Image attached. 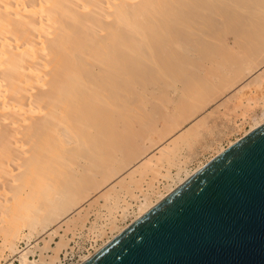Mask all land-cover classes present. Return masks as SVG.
Wrapping results in <instances>:
<instances>
[{"label":"bare ground","instance_id":"6f19581e","mask_svg":"<svg viewBox=\"0 0 264 264\" xmlns=\"http://www.w3.org/2000/svg\"><path fill=\"white\" fill-rule=\"evenodd\" d=\"M217 122H264V0H0V257L79 264Z\"/></svg>","mask_w":264,"mask_h":264},{"label":"water","instance_id":"95a60500","mask_svg":"<svg viewBox=\"0 0 264 264\" xmlns=\"http://www.w3.org/2000/svg\"><path fill=\"white\" fill-rule=\"evenodd\" d=\"M79 264H264V122Z\"/></svg>","mask_w":264,"mask_h":264},{"label":"rangeland","instance_id":"374dc122","mask_svg":"<svg viewBox=\"0 0 264 264\" xmlns=\"http://www.w3.org/2000/svg\"><path fill=\"white\" fill-rule=\"evenodd\" d=\"M172 95H174V94H172ZM222 123L223 122H221V123L217 122L215 124L216 127L215 126H214L215 128L213 127L214 129L212 130V132L210 134L211 136L203 132V136L201 135V137H200L201 139L198 138V140H200V142H198V144L193 142L190 150L186 146L184 148H182L181 152L183 154L184 153L188 154V152H189L188 155L190 157V158H188L189 161L186 162L185 168H187L188 170H191L195 166H197L198 164L205 162V160L209 159V157L212 156V154L215 152V149L219 148V146L220 147H222V146L226 147L228 145L229 141H232L236 138H240L241 136H243V132L245 131L246 128H248V124L245 123L243 125V127H240L239 129L232 130L233 128H231V127L227 128V123L225 124L226 127H222L224 125V123L223 124ZM191 149H192V151H191ZM135 210H136L135 208L133 209V211H132V209H130V211L118 222V226L121 227L127 223H130L131 219L134 217ZM102 211L104 212L105 210L103 208H101L100 212L103 213ZM4 215H5V213L0 210V219L2 217H4ZM93 217H94V215H91L89 217V219L92 220ZM96 219L98 221H100L101 217H100V220H99V217ZM84 232H85V230H84ZM109 234H112V232H110ZM34 239H35L34 235L31 236L28 240H26V236H23L19 240H17V243L20 246H24L26 241H31V243H33ZM90 243L91 242L89 241V239L86 238V236L83 233L79 234L78 236H75L74 240L70 241V243H69L73 246L72 247L73 249H68L67 254L62 258V262H60L59 264H68V263L72 264V262L75 263L80 258L81 254L86 253L87 249L93 250L94 247H96L98 244H100V240H98L96 243H92V244H90ZM1 253H3V256H5V255H8L9 251L7 249H5ZM6 258H7V256H6ZM6 258L4 259V258L0 257V264H8V262H4V261H6ZM17 263H18L17 261L13 262V264H17Z\"/></svg>","mask_w":264,"mask_h":264}]
</instances>
